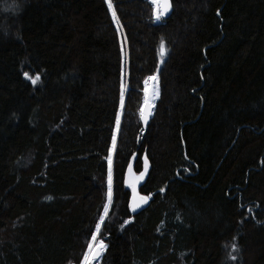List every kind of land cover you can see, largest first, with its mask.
I'll list each match as a JSON object with an SVG mask.
<instances>
[{
	"label": "trees",
	"instance_id": "trees-1",
	"mask_svg": "<svg viewBox=\"0 0 264 264\" xmlns=\"http://www.w3.org/2000/svg\"><path fill=\"white\" fill-rule=\"evenodd\" d=\"M13 2L0 0V264H83L101 241L91 264H264V0H170L159 18L153 0ZM134 154L136 172L150 163L137 214Z\"/></svg>",
	"mask_w": 264,
	"mask_h": 264
},
{
	"label": "water",
	"instance_id": "water-1",
	"mask_svg": "<svg viewBox=\"0 0 264 264\" xmlns=\"http://www.w3.org/2000/svg\"><path fill=\"white\" fill-rule=\"evenodd\" d=\"M166 2H168V0H158V4L155 7L156 14H158L160 12L162 14V16H166L167 12L171 8V2H170V7L168 8V10L166 12L163 11L162 6ZM159 71H160V69H158V72ZM145 97H146L145 98V103H144L143 108H142L143 115L141 113V123H142V127H143L144 130L147 128V125L150 122L151 115H152L153 108H154L153 107L152 91L151 90H147ZM136 158H137V154H134L131 157V160H130V163H129V165H131V177H130V173H129V165H128V168H127V171H126V176H125V185H126L127 188L130 189V192H131V196H130V200H129V207H130V211L133 214H137V213L141 212L143 209H145L148 206L149 200H150L148 196L142 195L139 192L140 186L144 183V181H145V179H146V177L148 175V172H149V169H150V163H149L148 159L146 157H144L143 170L140 171V172H136L135 169H134ZM142 172L144 173L143 178L139 179L138 181H136L135 182V187H133L132 186L133 178L140 177V174ZM141 197H148L147 203L143 202L141 200ZM136 205H139V206L136 207ZM98 244H99V242H96L95 243L96 246L92 248L91 254L89 256L90 259H91V255H94L97 252ZM101 253H102V251L92 261H97L101 257Z\"/></svg>",
	"mask_w": 264,
	"mask_h": 264
},
{
	"label": "snow or ice",
	"instance_id": "snow-or-ice-1",
	"mask_svg": "<svg viewBox=\"0 0 264 264\" xmlns=\"http://www.w3.org/2000/svg\"><path fill=\"white\" fill-rule=\"evenodd\" d=\"M108 2H109V8H112L111 0H108ZM7 7H11L13 9H15V10L18 9V5L15 4V0H14L13 4L7 5ZM169 7H170V0H168V2H166V3L163 4V6H162L163 11L166 12ZM113 16L115 17V11H113ZM157 18H159V15L157 16ZM163 43L164 42L162 40L161 41L162 46H163ZM24 75H25V77L31 79V81H32L33 84H36L41 79L40 75H38V74L35 75L34 77H30L28 73H24ZM149 79H151V77H149ZM122 100H123V98H122ZM142 115H143V111H142ZM129 173H130V177H131V165H129ZM143 175H144V173L142 172L140 174V177L133 178V180H132V186L133 187H135V182L136 181H138L139 179H142L143 178ZM108 189H109L108 196H109V198H111V196H112V166H111V157H109ZM160 191H163V189H161ZM48 198L50 199V197H48ZM141 200L143 202L147 203L148 197H141ZM138 206L139 205H136V207H138ZM99 227L100 226L97 225V229H99ZM96 240H97V237H96L95 234H93L92 241L95 242ZM95 246H96L95 243H90L89 244V253H86L85 254L83 264H91V261L94 260L96 258V256H98L100 254V252L103 251L105 249V247H106V245L102 241L99 242L97 252L94 255H91V259H89V256L91 254V249L93 247H95ZM232 247H233V249H237V246H236L235 243L232 244ZM232 259L235 260L236 257L233 256Z\"/></svg>",
	"mask_w": 264,
	"mask_h": 264
},
{
	"label": "rangeland",
	"instance_id": "rangeland-1",
	"mask_svg": "<svg viewBox=\"0 0 264 264\" xmlns=\"http://www.w3.org/2000/svg\"><path fill=\"white\" fill-rule=\"evenodd\" d=\"M153 2H155L156 4H158V0H153ZM157 15H160V12H159ZM147 90H151V91H152L153 102H154V100H155L156 97H157V92H158L155 83H151V84L149 85V87L147 88Z\"/></svg>",
	"mask_w": 264,
	"mask_h": 264
},
{
	"label": "clouds",
	"instance_id": "clouds-1",
	"mask_svg": "<svg viewBox=\"0 0 264 264\" xmlns=\"http://www.w3.org/2000/svg\"><path fill=\"white\" fill-rule=\"evenodd\" d=\"M22 10V8H20V9H17V11H21ZM5 34H7L6 32H5Z\"/></svg>",
	"mask_w": 264,
	"mask_h": 264
},
{
	"label": "bare ground",
	"instance_id": "bare-ground-1",
	"mask_svg": "<svg viewBox=\"0 0 264 264\" xmlns=\"http://www.w3.org/2000/svg\"><path fill=\"white\" fill-rule=\"evenodd\" d=\"M90 259V258H89Z\"/></svg>",
	"mask_w": 264,
	"mask_h": 264
}]
</instances>
